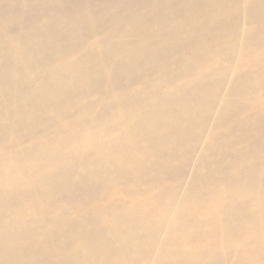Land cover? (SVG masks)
Segmentation results:
<instances>
[{
    "label": "bare ground",
    "instance_id": "1",
    "mask_svg": "<svg viewBox=\"0 0 264 264\" xmlns=\"http://www.w3.org/2000/svg\"><path fill=\"white\" fill-rule=\"evenodd\" d=\"M0 264H264V0H0Z\"/></svg>",
    "mask_w": 264,
    "mask_h": 264
}]
</instances>
